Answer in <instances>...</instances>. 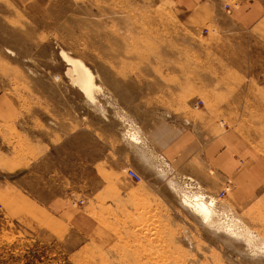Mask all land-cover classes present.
<instances>
[{
  "label": "rangeland",
  "instance_id": "rangeland-1",
  "mask_svg": "<svg viewBox=\"0 0 264 264\" xmlns=\"http://www.w3.org/2000/svg\"><path fill=\"white\" fill-rule=\"evenodd\" d=\"M189 133L257 157L259 196L166 151ZM0 264H264V0H0Z\"/></svg>",
  "mask_w": 264,
  "mask_h": 264
},
{
  "label": "crops",
  "instance_id": "crops-1",
  "mask_svg": "<svg viewBox=\"0 0 264 264\" xmlns=\"http://www.w3.org/2000/svg\"><path fill=\"white\" fill-rule=\"evenodd\" d=\"M251 5L252 8L249 12H247L249 7L232 12L234 24L242 29H246L251 24L260 22L263 18L260 7L258 11L256 5ZM180 6L183 7L181 9L183 13L181 14L182 16L185 14L186 17H193L196 21L200 20L202 23L210 22L215 14H219L221 9L219 6L217 7V5H215V8L204 1L195 4L194 2L185 1L181 3ZM197 23L198 22H196V24ZM229 146L227 135H220L218 139L210 141L196 135L192 136L191 133H189L187 140L179 142L176 139L166 151L171 152L173 148L180 150L184 156L182 161H186L187 159H189V161H197L198 156H200L202 161L210 166L215 174L221 176V179L234 177L236 184L239 185L236 200L243 206L254 197L259 196L257 157L251 158L250 160L247 159L246 170H244V168L240 171L238 167L239 160H232ZM53 210L57 211V209Z\"/></svg>",
  "mask_w": 264,
  "mask_h": 264
},
{
  "label": "bare ground",
  "instance_id": "bare-ground-1",
  "mask_svg": "<svg viewBox=\"0 0 264 264\" xmlns=\"http://www.w3.org/2000/svg\"><path fill=\"white\" fill-rule=\"evenodd\" d=\"M67 57V56H66ZM68 62H71L73 64V66L75 67V71H74V75H75V80L77 77V80L80 83V86L82 88H84V90L88 93V94H92L93 89L95 87L94 83H93V78L91 76V74L89 73L88 70H86L84 68V66H82L78 61L74 62L73 60H71L70 58L68 59ZM131 137V136H130ZM133 137V136H132ZM201 198V197H200ZM199 198V199H200ZM192 199V200H191ZM198 198L194 197V198H186V200L184 199V202H186L187 205H192L195 206L194 209H196L197 214L200 217H203V219L206 222H213L216 216V211H214L212 209V205H208V202H202L201 200H199ZM194 203V204H192ZM214 203V202H213ZM214 205V204H213ZM220 221V220H219Z\"/></svg>",
  "mask_w": 264,
  "mask_h": 264
},
{
  "label": "built area",
  "instance_id": "built-area-1",
  "mask_svg": "<svg viewBox=\"0 0 264 264\" xmlns=\"http://www.w3.org/2000/svg\"><path fill=\"white\" fill-rule=\"evenodd\" d=\"M229 7H227V9H228ZM127 173H128V176L131 178V179H133L134 181H136V182H138V183H140L141 181H142V177L138 174V173H136L134 170H132V169H128L127 170ZM195 185H192V184H190L189 185V187H191V189L194 187ZM227 190H230V189H227ZM224 195H225V193L224 192H222L221 194H220V198H223L224 197ZM205 200V198L203 199V201ZM209 203L211 204V201H209Z\"/></svg>",
  "mask_w": 264,
  "mask_h": 264
}]
</instances>
